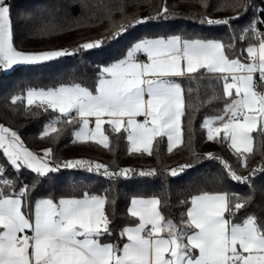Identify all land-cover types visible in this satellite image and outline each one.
<instances>
[{"label":"snow or ice","instance_id":"6c2138e0","mask_svg":"<svg viewBox=\"0 0 264 264\" xmlns=\"http://www.w3.org/2000/svg\"><path fill=\"white\" fill-rule=\"evenodd\" d=\"M199 2L208 8L207 0ZM15 7L12 0H0V72L18 68L36 72L49 62L76 55L100 60L94 86L73 79L24 90L26 113L33 107L51 110V119L39 133L41 139L59 135L62 126L69 124L78 126L72 133L73 143L91 141L111 150L110 134H119L129 154L151 156L166 138L171 153L192 141L191 119L187 141L184 136L182 118L190 115L192 106L182 81L199 85L208 79L213 83L206 102L222 101L223 107L219 114L206 116L200 127L208 141L227 144L240 171L206 153L222 165L221 189L200 190L180 200L183 208L178 222L165 216L167 200L133 195L127 207L131 223L114 236L108 215V205L114 201L109 200L108 189L97 192L73 183L71 194L58 198L52 194L38 198L35 192L46 183H58L62 169L94 172L109 182L155 179L161 174L158 169H116L82 158L56 161L51 147L43 148L42 154L34 152L15 130L0 124L4 159L0 163V264H264V216L246 211L254 199V178L258 173L264 175V162L248 169L255 154L253 133L264 137V31L259 30L264 25V4L257 8L254 0H232L216 9L231 10L232 17L213 19L206 11L200 14L201 24L227 27L228 43L202 35H146L130 39L122 55L112 59H106V44L124 38L138 25L176 14L166 5L155 15L140 16L127 14L123 5L116 9L103 6L108 35L71 49L25 51L14 44ZM249 8L254 11L250 22L234 27L232 21ZM114 10L121 14L119 22L112 20ZM20 15L31 18L30 12ZM58 29L65 30L48 22L37 31L50 35ZM237 39L242 45L239 52ZM20 99L11 96L13 105ZM189 152L192 159L200 158L194 147ZM191 167L183 163L165 168L163 174L176 177ZM225 180L246 185L248 192L224 189Z\"/></svg>","mask_w":264,"mask_h":264},{"label":"trees","instance_id":"16d2710c","mask_svg":"<svg viewBox=\"0 0 264 264\" xmlns=\"http://www.w3.org/2000/svg\"><path fill=\"white\" fill-rule=\"evenodd\" d=\"M16 7L12 14L13 38L15 46L25 51H45L60 48L71 49L80 43L92 39H98L108 35L109 21L104 18L103 6L116 9L123 5L129 15H155L161 7L167 6L170 13L167 19L150 21L138 25L135 29L129 30L124 38L116 42L106 44V59L119 58L126 50L129 40L134 37L184 34L188 36L202 35L220 38L228 43V30L226 26H212L201 24L200 14L207 12L213 19L232 17L235 13L231 10L217 11L222 3H231L232 0H207L208 8L201 7L199 0H12ZM256 7L264 4V0H254ZM97 5V7H93ZM31 13V18L24 19L21 13ZM93 13L95 15H93ZM254 15L253 9L249 8L242 13L238 19L232 21L234 27H242L250 22ZM91 17V18H90ZM121 14L119 11L112 12V20L119 22ZM79 22V26L77 24ZM61 25L65 30H57L54 34L39 35L40 29L45 23ZM71 30H67V29ZM264 31V25L260 26ZM241 42L237 39V52L241 49ZM247 46V42L243 43ZM100 60L94 56H69L59 58L57 61L49 62L46 68L36 72H27L20 68L10 72H0V124L15 130L24 145L30 150L42 154V149L51 147L54 159L63 161L67 159L93 160L106 164L110 168H132L148 169L156 168L161 173L155 179L118 180L109 182L97 176L94 172L86 170L62 169L58 183H46L37 192L36 197H44L52 194L55 197L71 194V185H88L90 189L102 192L108 189L110 201L108 215L112 219V230L118 235L119 230L131 223L127 214V207L131 196H152L157 195L168 201L163 208L165 216L180 219L183 206L179 204L182 199L189 195L196 194L200 190H219L221 184L218 178L222 174V165L218 160L208 159L205 154L212 153L228 162L234 169L240 171L236 157L223 142H213L206 139L205 130L201 129V122L206 116H213L220 113L223 102L217 101L207 103V96L211 94V85L208 79L200 81L199 85L183 80L185 96L188 100L190 115L183 117L184 136L187 141L188 121H192L191 144L181 145L167 151V141L162 139L156 145L151 156L145 154H129L127 142L119 134H110V149L89 141L87 143H73V130L77 125L65 124L59 135L54 133L49 138L41 139L39 133L44 125L51 119V110L44 112L33 107L32 112H25L24 90L28 87H50L61 82H69L75 79L77 82L87 86H94L95 73L98 71L97 63ZM192 91L189 94L188 89ZM21 97L15 105L11 102L12 95ZM35 113V114H33ZM106 127V126H105ZM255 137L254 150L248 162V169L264 162V137L258 132L253 133ZM189 147H194L199 159H192ZM0 163H4L0 153ZM190 163L191 168L185 169L176 177L164 175L165 168H173L179 164ZM246 175L247 172H241ZM9 177H13L12 171H8ZM28 182L27 176H22ZM254 199L247 208L248 213H254L258 217L264 216V175L257 174L254 178ZM223 188L230 191L247 193L246 185L237 184L225 180ZM115 242V240L113 241Z\"/></svg>","mask_w":264,"mask_h":264},{"label":"crops","instance_id":"0c3cea01","mask_svg":"<svg viewBox=\"0 0 264 264\" xmlns=\"http://www.w3.org/2000/svg\"><path fill=\"white\" fill-rule=\"evenodd\" d=\"M254 77L258 79V74H254ZM94 126V125H93ZM166 139V138H165ZM167 141V140H166Z\"/></svg>","mask_w":264,"mask_h":264}]
</instances>
